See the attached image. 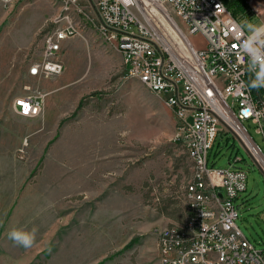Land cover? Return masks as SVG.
<instances>
[{
    "label": "rangeland",
    "instance_id": "obj_1",
    "mask_svg": "<svg viewBox=\"0 0 264 264\" xmlns=\"http://www.w3.org/2000/svg\"><path fill=\"white\" fill-rule=\"evenodd\" d=\"M60 13L57 0L0 7V264H159L158 234L185 220L194 162L175 140L163 96L129 76L122 53L96 31L65 40L57 77L29 74ZM237 15L253 33L264 22V0ZM190 39L197 49L206 45L200 34ZM28 94L44 95L39 116L16 110V98ZM208 165L246 171L237 224L264 248V171L223 124ZM33 228L31 248L8 238Z\"/></svg>",
    "mask_w": 264,
    "mask_h": 264
},
{
    "label": "built area",
    "instance_id": "obj_2",
    "mask_svg": "<svg viewBox=\"0 0 264 264\" xmlns=\"http://www.w3.org/2000/svg\"><path fill=\"white\" fill-rule=\"evenodd\" d=\"M14 1L0 0V7L4 10ZM57 1L61 13L56 27L47 33L43 58L32 63L29 74L57 77L66 68L60 57L64 41L88 29L96 31L122 53L129 76L163 96L176 118L175 140L194 162L185 189V220L165 226L158 234L159 264H264V248H256L237 224L235 200L247 189L246 171L208 165L209 151L223 124L264 171V145L245 123L255 125L264 143V86H254L261 74L260 63H253L243 48L253 33L223 0H149L181 32L175 18L185 25L188 36L204 37L205 47L191 44L193 56L189 57L173 51L162 39L156 26L161 28L160 23L143 15L141 0ZM43 106L41 94L15 100L23 116H39Z\"/></svg>",
    "mask_w": 264,
    "mask_h": 264
},
{
    "label": "bare ground",
    "instance_id": "obj_3",
    "mask_svg": "<svg viewBox=\"0 0 264 264\" xmlns=\"http://www.w3.org/2000/svg\"><path fill=\"white\" fill-rule=\"evenodd\" d=\"M141 4L143 5V15L149 20L153 18V20H156L157 24L160 23L159 25L161 28L158 25L156 26L161 31V37L173 49V51L180 52L185 56H193L191 47V44L193 43L190 36H188L185 31V27H183L176 18L174 19L179 24L182 30L181 32L179 27L174 24V21L172 22V19L168 18L165 15V12H163L160 8L158 9L149 0H141Z\"/></svg>",
    "mask_w": 264,
    "mask_h": 264
},
{
    "label": "clouds",
    "instance_id": "obj_4",
    "mask_svg": "<svg viewBox=\"0 0 264 264\" xmlns=\"http://www.w3.org/2000/svg\"><path fill=\"white\" fill-rule=\"evenodd\" d=\"M251 28L252 26L249 25ZM252 36L243 42V48L247 50L253 57V63L259 62L261 68V74L258 75V83H254L255 87L264 86V52L261 49L264 48V39L261 36L264 35V26L254 28ZM255 45H259L258 47ZM36 229L33 228L30 231L21 229H12L8 232V238L13 241L17 246L25 249L31 248L36 239Z\"/></svg>",
    "mask_w": 264,
    "mask_h": 264
},
{
    "label": "trees",
    "instance_id": "obj_5",
    "mask_svg": "<svg viewBox=\"0 0 264 264\" xmlns=\"http://www.w3.org/2000/svg\"><path fill=\"white\" fill-rule=\"evenodd\" d=\"M223 2L226 5V7L229 9V11L237 18H240L237 15V13L243 10L245 6L247 5V2H245V0H223ZM244 2L246 3V5Z\"/></svg>",
    "mask_w": 264,
    "mask_h": 264
},
{
    "label": "snow or ice",
    "instance_id": "obj_6",
    "mask_svg": "<svg viewBox=\"0 0 264 264\" xmlns=\"http://www.w3.org/2000/svg\"><path fill=\"white\" fill-rule=\"evenodd\" d=\"M33 71H35V69H33ZM25 107H27V106H25Z\"/></svg>",
    "mask_w": 264,
    "mask_h": 264
},
{
    "label": "crops",
    "instance_id": "obj_7",
    "mask_svg": "<svg viewBox=\"0 0 264 264\" xmlns=\"http://www.w3.org/2000/svg\"><path fill=\"white\" fill-rule=\"evenodd\" d=\"M64 43H65V41H64Z\"/></svg>",
    "mask_w": 264,
    "mask_h": 264
}]
</instances>
